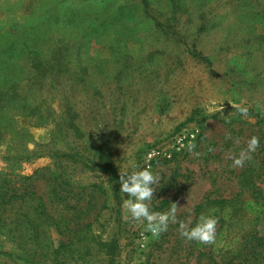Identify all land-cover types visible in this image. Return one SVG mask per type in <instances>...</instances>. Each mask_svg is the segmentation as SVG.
Returning a JSON list of instances; mask_svg holds the SVG:
<instances>
[{
	"label": "rangeland",
	"instance_id": "1",
	"mask_svg": "<svg viewBox=\"0 0 264 264\" xmlns=\"http://www.w3.org/2000/svg\"><path fill=\"white\" fill-rule=\"evenodd\" d=\"M110 1L138 5V18L142 15L138 1ZM167 1L152 0L150 9L158 21L173 29L162 31L147 17L136 25L123 26L114 42L116 51L126 56L123 61L112 56L108 39L91 44L92 56L109 61L104 64L108 78L98 75L99 96L92 98L81 87L74 96L77 123L86 135L80 140L83 144L68 133L58 138L60 129L52 120L45 124L28 116L17 119L24 138L0 133V184L10 180L19 193L34 187L53 208L72 213L76 199L59 203L55 193L64 196V192L54 189L45 180L47 173L40 176V171L55 165L53 153L66 148L59 146L63 141L71 146L76 142L79 152L102 145L115 166L121 200L128 194L120 192V173L147 167L161 178L154 186L151 209L164 212L175 203L176 222L153 237L143 222L125 219L121 201L119 211L101 213L100 222L91 228L94 237L78 245L74 255L83 254L84 264H111L100 245L111 240L118 245L112 264H264V223L239 215L237 210L238 198L254 192L264 197V0H182L185 7L178 10ZM37 2L0 0V36L8 27L23 24ZM203 24L205 28L198 32ZM195 49L212 64L193 56ZM121 64L127 70L113 79ZM240 107H247V115L238 111ZM182 132L195 137L178 150L173 140ZM252 136L259 139V146L243 167H234L232 158L246 148ZM157 148L162 154L154 156ZM60 162L74 193L84 191L85 202L92 184L108 186L97 169H83L70 159ZM16 201L13 210L0 211L6 225L0 227V264H60L58 254L53 256L51 251L47 255L38 251L32 257L16 248L20 241L14 234H23L17 222L25 214L39 217L37 201ZM220 201H230L225 207L227 219H222V206L215 203ZM215 211L214 244L180 236L181 222L191 227L200 215ZM43 230L48 232L43 244L52 241V249L57 248L56 229L42 227V234Z\"/></svg>",
	"mask_w": 264,
	"mask_h": 264
},
{
	"label": "trees",
	"instance_id": "2",
	"mask_svg": "<svg viewBox=\"0 0 264 264\" xmlns=\"http://www.w3.org/2000/svg\"><path fill=\"white\" fill-rule=\"evenodd\" d=\"M135 1L142 5L140 8L143 12L139 18L136 10L138 5H130L127 1L124 4H115V1L110 0H38L39 3L37 2V6L31 9L23 24L8 27L0 36V133H9L16 140L24 138L25 131L18 125L17 119L19 116H28L45 124L48 120H52L56 128L60 129L57 132L58 138L60 134L68 133L74 137V141L85 139L86 135L77 123L79 113L72 103L74 96L79 87L88 95L90 93L92 98L99 96L100 90L97 88L96 79L98 75L103 79L108 78L107 65L104 64L109 61H102L92 56L91 44L108 39L106 41L111 44L109 49L112 56L123 61L126 58L124 52L122 54L116 51L114 45L117 36L124 29L123 26L136 25L142 17H147L156 27H162V31L167 28L173 29L168 23L164 26L152 13L150 9L152 0ZM167 2L175 10L185 7L181 3L182 0ZM40 7L43 9L37 13ZM261 15L264 17V14ZM204 28L205 24L201 25L198 32L203 31ZM192 54L212 64L201 51L195 49ZM125 70L127 65L121 64L113 79L119 75L121 78ZM125 105L126 102H123V106ZM76 144L74 142V145ZM63 145L65 149L61 148L53 153L55 165L40 171L42 172L40 176H46V172L45 180L50 182L54 189H62L64 196L55 193L59 203L68 198L76 199L70 208L72 213L67 209L63 212L60 209L62 207L53 208L42 194H36L34 187L20 193L16 192V187L10 186V180H2L0 184L2 189L0 211H6L7 207L13 210L11 206L15 199L21 204L37 201L36 209L39 211V217L35 215L33 218L25 214L23 221L20 223L16 221L23 231L22 236L14 234V237L20 241L16 248L32 257L38 251H44L46 255L51 251L53 256L58 254L56 261L60 264H84L83 254L78 252L79 256L74 255L79 251L78 245L81 243L86 245V241L94 237L91 228L95 223L100 222L101 213L106 210L119 211L122 200L115 166L110 160V154L102 145L91 146L90 151L85 148L83 152H79V149L74 145L71 146L69 142L63 141L59 144L61 147H64ZM20 155L24 157L23 154ZM28 158L30 156L26 157ZM62 159H70L83 169L93 171L97 169L107 179L108 186L104 187L99 182L92 184L91 191L87 194L88 201L85 202L83 190L74 193L72 180L65 176V167L60 162ZM32 178L30 176L27 179ZM246 187L248 186L244 185L243 189L246 190ZM82 201L84 202L80 204ZM215 203L222 206L221 211L224 212L222 219H227L229 214L225 207L230 201ZM206 204H209V201ZM95 209L98 210L93 216L92 211ZM237 210L239 215L264 223V197L260 194L254 192L249 197L238 198ZM217 214V211L213 213L214 216ZM5 226V220L0 216V227ZM42 227L56 229L59 238L57 248L52 249V241L43 244L48 232L43 230L42 234ZM82 234L86 237H81ZM8 238L13 241V238ZM29 245L32 247L29 248ZM100 245L112 264L118 249L117 241L101 242Z\"/></svg>",
	"mask_w": 264,
	"mask_h": 264
},
{
	"label": "clouds",
	"instance_id": "3",
	"mask_svg": "<svg viewBox=\"0 0 264 264\" xmlns=\"http://www.w3.org/2000/svg\"><path fill=\"white\" fill-rule=\"evenodd\" d=\"M238 111L247 115V107H240ZM259 146V139L252 136L247 140L246 148L241 149L239 155L232 158L234 167H243L245 161L251 159ZM160 175L153 173L147 167L134 168L132 171L120 173V192L127 193L128 198L122 201V207L126 209L125 219L143 222L145 230L153 237H158L166 231L170 222H176L177 205L164 212L153 211L150 202L153 199L154 186L160 183ZM218 218L214 215H200L195 224L189 227L186 223L179 224L180 236L201 244H214L217 239L216 226Z\"/></svg>",
	"mask_w": 264,
	"mask_h": 264
},
{
	"label": "built area",
	"instance_id": "4",
	"mask_svg": "<svg viewBox=\"0 0 264 264\" xmlns=\"http://www.w3.org/2000/svg\"><path fill=\"white\" fill-rule=\"evenodd\" d=\"M194 137H195L194 133L182 132L175 136L173 140V146L176 147L178 150H180L181 148L185 146L186 142L190 141L191 139H194ZM160 151H161V148H157V150L154 151V156L161 155L162 153Z\"/></svg>",
	"mask_w": 264,
	"mask_h": 264
}]
</instances>
